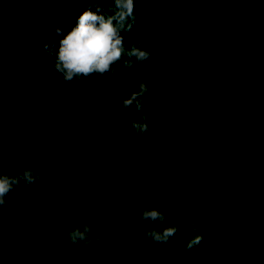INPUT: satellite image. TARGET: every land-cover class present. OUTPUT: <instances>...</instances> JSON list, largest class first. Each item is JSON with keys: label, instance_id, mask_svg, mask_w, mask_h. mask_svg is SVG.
<instances>
[{"label": "trees", "instance_id": "1", "mask_svg": "<svg viewBox=\"0 0 264 264\" xmlns=\"http://www.w3.org/2000/svg\"><path fill=\"white\" fill-rule=\"evenodd\" d=\"M32 1H5L9 15L21 22L22 41L0 37V74L25 72L13 101L33 107L47 97L54 105L18 120L15 127L7 125L10 118L2 120L5 129L19 132L0 134V169L22 165L27 141L33 139L28 156L39 162L38 171L47 179L44 185H27L18 199L14 189L0 206L2 234L16 217L37 231L25 242L31 250L19 259L37 264H264V0H160L153 29L159 39L144 43L142 24L148 20L139 21L143 0H135V23L122 33L124 43L130 47L140 41L150 57L128 69L118 62L111 79L107 74L83 77L78 87L63 80L53 64L45 71L27 61L25 68L8 63L10 51L16 60L26 53L15 48L26 44L21 43L26 36L36 37L35 52L43 55L37 36H63L76 22L69 18L67 24L59 9L47 13L54 0ZM244 3L248 8L237 6ZM237 13L242 21L235 26ZM188 14L194 16L189 26L194 34L168 37ZM59 25L63 31L57 33ZM174 39L179 43L173 45ZM141 80L148 86L142 111L149 130L137 134L131 126L140 119L135 106L123 108L120 101ZM12 83L11 76L10 88ZM5 96L10 99L8 92ZM10 102L0 99V113ZM43 113L49 118L42 119ZM19 201L25 202L21 209L10 208ZM145 207L164 211L165 222L142 220ZM191 220L203 239L187 248ZM84 222L103 225L102 240L87 250L69 246L67 231ZM168 223L178 225V231L167 243L155 244L142 234ZM48 240L49 247H38ZM0 264H10L7 254H0Z\"/></svg>", "mask_w": 264, "mask_h": 264}, {"label": "clouds", "instance_id": "2", "mask_svg": "<svg viewBox=\"0 0 264 264\" xmlns=\"http://www.w3.org/2000/svg\"><path fill=\"white\" fill-rule=\"evenodd\" d=\"M135 0H112L111 3L102 5L100 0H88L87 7L77 16L75 24L60 37L59 47L53 55V43H44L45 56L53 55V67L62 79L72 82L73 87H78L83 77L107 76L111 79L117 74L114 65L122 63L123 69L136 65L142 66L150 57L151 52L145 48L132 44L126 47L122 33L129 32L135 23ZM57 33L63 30L56 27ZM126 57V58H125ZM148 90L147 84L141 80L135 90L128 92L120 101V106L129 108L135 106L139 120L133 119L131 126L137 134L147 133L149 130L147 114L142 111L144 107L143 94ZM159 104V101H158ZM219 166L217 165V170ZM39 162L34 161L32 166L19 165L0 169V206L7 203L8 195L14 189H23L25 185L35 187L37 184H47V179L38 171ZM211 173H205L210 175ZM24 201L13 205V209H21ZM142 220H151L154 224H163L166 220L164 211L156 207H145L141 213ZM190 226L193 235L187 240L186 247L196 246L203 235L197 231L196 220H191ZM178 231V225L168 223L163 227H147L142 234L153 243H167L169 238ZM103 237V225L84 222L67 231L69 246L79 244L87 250L90 245L98 243ZM51 240L38 245L47 248ZM32 264H37L35 259Z\"/></svg>", "mask_w": 264, "mask_h": 264}, {"label": "rangeland", "instance_id": "3", "mask_svg": "<svg viewBox=\"0 0 264 264\" xmlns=\"http://www.w3.org/2000/svg\"><path fill=\"white\" fill-rule=\"evenodd\" d=\"M5 1L6 0H0V37L3 34H7V36L12 38L14 41L19 40V42H20V41H22V38H20L21 35H19L17 33V31L21 30V28H22L21 22L18 19L13 18L12 16L9 15V12H8L7 6H6L7 4L5 3ZM29 1H32V0H29ZM47 1H49V0H45V3ZM26 2H27V0H26ZM54 2H56V3L53 4V8H51L50 11L48 10L47 13L49 12V14H50L53 11L56 12L58 9L61 10V11H58L59 16L62 14L67 16V20H66L67 24H68L69 18L74 19L76 21L77 16L87 7V4H88V0H54ZM100 2L104 3L106 5L109 2V0H100ZM159 2H160V0H143L142 13L145 14V17H143L144 15H141L142 14L141 13L139 15V17H141V18H139V21H141L144 18L147 19L148 21H146L142 24L144 26L142 28H144V29L141 32L142 33L141 43L146 42L149 38H151L153 40L159 39V37L157 36L159 31L157 33H155L156 30L153 31L154 24L156 21V16L158 15L156 13L155 9H156ZM27 4H28V2H27ZM182 5L184 6L185 3L183 2ZM177 6H178V4H177ZM237 6L238 7L243 6L245 8H248V7H246L247 6L246 3L240 4ZM27 8H28V5H27ZM140 8H141V6H140ZM236 15H239V16H236L234 18V21H235L234 24H235V26H238V24L240 25V23L242 21V16H241V14H238V13ZM186 17H187V14H186ZM188 17L189 18L187 19L186 23L184 22V23L180 24V26L178 25L177 26L178 28L175 31L172 30L173 32L169 33L170 35L168 34L167 36L168 37L175 36L176 38L179 37V39L180 38L183 39V38H185V35H187V34L188 35L194 34V31H192L189 28V26L191 25L190 19L194 18V16L191 17V15L189 16V14H188ZM50 24H55V23L50 21ZM59 27L61 28L60 25H59ZM67 29L68 28H66V30H64L65 33L67 32ZM54 36H56V35H54ZM60 37L61 36H59V37L56 36L53 39L50 37V35H43L42 37L37 36V38H41V44H44L47 42H49V43L54 42V44H57V43H59ZM0 40H1V38H0ZM175 40L176 39L171 40L173 45L179 43V42H175ZM29 41L30 42L32 41V42L30 43ZM164 42L165 43L169 42V44H171V42L169 40L168 41L166 40ZM21 43H26V44L17 45V46H15V48H21L20 51L21 52L25 51L26 53H23V54L21 53L20 58L18 60H16V55L9 50L10 52L8 53V59H7L8 63L11 64V63L16 62L18 65H22V67H24V63L27 61L26 62L27 64H32V66H36V68L37 67H43V68L45 67L44 70L49 71V69L51 68V66L53 64L52 63L53 59H51V58H53V55H54V52L56 49L53 50V55H49V56H45V54L41 55V53H38L37 51L35 52L36 46H39V45H37L38 42L36 41V37L32 38V34L26 36L23 39V42H21ZM139 43H140V41L137 43V45H139ZM58 46H59V44H58ZM140 47H142V46H140ZM22 60H24V61H22ZM1 61L2 60H0V62ZM21 62H22V64H21ZM24 73H25L24 70L20 73L19 72H9L8 69L1 71V74H0V99L3 98V99H6L8 101L10 100L12 102V103L10 102L12 105H11V107L9 106V108L7 107L5 109V112L2 111L0 113V134H3V132H5V130H9V131H6L9 134H17L19 132L17 130H13L10 128L5 129L6 126L3 125L4 121L2 122L4 117L10 118V122L7 123L8 126H11L13 124L12 126L15 127L14 124L17 125V122L22 121V119H24L26 116H29V115L34 116L36 114L35 113L36 110L40 114V111L45 110L48 106L50 107V109L52 108V106L54 107V105L51 103V100L47 97H42L41 100H43V101L38 100V102L36 103V106H33V107L25 106L26 104L23 107L24 102L13 101V100H15V98H18L17 96H19V94H17V92H19L21 90L19 88L20 87V81H21ZM4 76H8V84H7L6 88H5V85H3ZM11 76L15 80V84L12 83L13 85H11V88H10L9 82L11 81ZM17 85L19 87H17ZM49 86H53L52 83L49 84ZM49 90H50V92H52V89H49ZM5 92L6 93L8 92L10 94V99H8L5 96ZM14 92H15V94L13 95ZM45 94H48V93H45ZM48 96H49V94H48ZM49 107H48V109H49ZM43 114L44 115L41 114L43 116L42 119L49 118V116H50L49 115L50 113H43ZM7 115H8V117H7ZM3 126H5V127H3ZM16 129H17V127H16ZM24 129H25V127H22L21 130L25 131ZM44 130L45 129H43V133H44ZM27 143H28V145H26L24 158L22 160V165H24L25 167L33 165V161L30 160L28 153H31L33 151V149L35 148V146H34L35 141L33 139L27 141ZM26 186L27 185H25V187ZM21 195H22V189H18L15 196L18 199ZM13 203L11 204L10 208L13 207V205H14ZM8 226L9 225H6V227H8ZM0 230H1V227H0ZM5 233H7L6 236L4 233L2 234V232L0 233L1 234L0 235V245H1L0 254H2V253L7 254L9 257V263L10 264H32L30 261L20 260L19 257L22 253L24 254L25 251L31 250L30 247L28 248V246H25L26 245L25 242L28 238H30L31 234H33V233L37 234L35 227L33 225H31L30 222H27L25 219L20 218V217H16L15 220L12 222L11 227L7 228Z\"/></svg>", "mask_w": 264, "mask_h": 264}]
</instances>
